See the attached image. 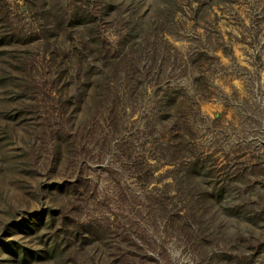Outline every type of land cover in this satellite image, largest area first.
I'll return each instance as SVG.
<instances>
[{"label": "rangeland", "instance_id": "obj_1", "mask_svg": "<svg viewBox=\"0 0 264 264\" xmlns=\"http://www.w3.org/2000/svg\"><path fill=\"white\" fill-rule=\"evenodd\" d=\"M0 264H264V0H0Z\"/></svg>", "mask_w": 264, "mask_h": 264}]
</instances>
